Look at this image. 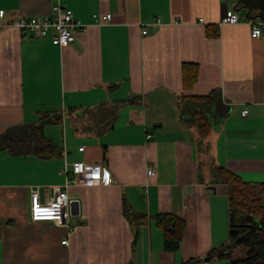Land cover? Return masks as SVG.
I'll list each match as a JSON object with an SVG mask.
<instances>
[{
	"label": "crops",
	"instance_id": "1",
	"mask_svg": "<svg viewBox=\"0 0 264 264\" xmlns=\"http://www.w3.org/2000/svg\"><path fill=\"white\" fill-rule=\"evenodd\" d=\"M57 5L86 26L67 47L54 45L53 34L36 38L10 25L49 16ZM234 7L232 0H0L7 13L0 22V135L61 116L43 134L64 149L50 160L0 149V264H200L227 242L228 186L213 181L212 169L264 182V33L253 38L246 23L220 25ZM209 26L218 37L208 36ZM186 62L200 66L191 90L183 88ZM216 89L230 111L202 152L177 102ZM136 97L102 134L84 116ZM77 161L106 168L113 183L70 187L78 203L65 225L32 223L31 188L50 200L66 182L64 168ZM150 166L155 176L147 175ZM125 203L148 217L138 231ZM158 214L185 220L179 251L165 250Z\"/></svg>",
	"mask_w": 264,
	"mask_h": 264
},
{
	"label": "trees",
	"instance_id": "2",
	"mask_svg": "<svg viewBox=\"0 0 264 264\" xmlns=\"http://www.w3.org/2000/svg\"><path fill=\"white\" fill-rule=\"evenodd\" d=\"M232 1L235 3L234 9L244 11L251 18L264 19V0ZM208 36L218 37V27L209 26ZM199 73V64L183 63L184 90H191L195 86ZM137 98L114 105L101 104L94 109L85 110L84 116L89 115L93 126L99 131L98 134H102L115 128L119 109L124 105L136 104L139 101ZM177 108L181 123L188 129L198 130V147L202 152H205L204 138L213 129L220 128L230 111L219 89L205 96H182L177 102ZM61 118V116H55L54 121L60 122ZM54 121L50 115H45L38 123L7 129L0 135V149L17 156L32 155L45 160L61 158L63 147L43 134L44 127ZM212 172L215 183H224L228 186L230 230L227 242L213 249L206 257V262L217 258L225 260L227 256H230L226 264H264V182L251 183L223 166H215ZM259 188L262 190L263 197L259 195ZM124 213L136 231L148 222L147 215L132 212L126 203ZM154 220L164 232L165 250L179 251L187 226L185 220L173 214H158L154 216ZM236 248H243L245 255L243 258L231 260L232 250ZM193 263L195 261L190 262V264Z\"/></svg>",
	"mask_w": 264,
	"mask_h": 264
},
{
	"label": "built area",
	"instance_id": "3",
	"mask_svg": "<svg viewBox=\"0 0 264 264\" xmlns=\"http://www.w3.org/2000/svg\"><path fill=\"white\" fill-rule=\"evenodd\" d=\"M7 18L4 10L0 11V22ZM111 15H107L104 20L109 21ZM246 23L251 27L253 38H259L264 33V19L254 20L246 13H241L236 9H228L221 19L220 25H234ZM1 24V23H0ZM10 25L18 30L29 33L36 38H45L53 34L52 42L61 48L67 47L76 40L77 31H86V26L75 17L72 9L57 5L52 13L46 17H20L13 19ZM146 29L143 34H147ZM248 110L243 112L246 115ZM150 137V136H149ZM80 147V151H84ZM68 166L63 170L66 182L62 186L53 188V196L48 201L42 200V194L39 187H33L30 190L29 215L32 223L54 222L57 225H65L70 217V209L74 203H78L69 194L68 189L72 186L94 187L112 184L113 181L108 178L106 168L101 165H91L82 161L72 163V170ZM149 177L156 175L155 167L147 168ZM66 244L67 241H64Z\"/></svg>",
	"mask_w": 264,
	"mask_h": 264
},
{
	"label": "rangeland",
	"instance_id": "4",
	"mask_svg": "<svg viewBox=\"0 0 264 264\" xmlns=\"http://www.w3.org/2000/svg\"><path fill=\"white\" fill-rule=\"evenodd\" d=\"M252 19H254V20H258V21H260L261 19L260 18H253L252 17ZM60 136H61V133H60ZM207 150H208V152H209V149L207 148ZM209 154V153H208ZM262 190L259 188V195H260V197H263L262 196V192H261ZM244 255H245V250L243 249V248H236V249H233L232 250V253H231V260L232 259H240V258H243L244 257ZM227 258H230V256H227L226 257V259L225 260H220V259H214V260H212V261H210V262H204V261H202L200 264H226V260H227Z\"/></svg>",
	"mask_w": 264,
	"mask_h": 264
},
{
	"label": "water",
	"instance_id": "5",
	"mask_svg": "<svg viewBox=\"0 0 264 264\" xmlns=\"http://www.w3.org/2000/svg\"><path fill=\"white\" fill-rule=\"evenodd\" d=\"M199 261H203V259H199Z\"/></svg>",
	"mask_w": 264,
	"mask_h": 264
}]
</instances>
